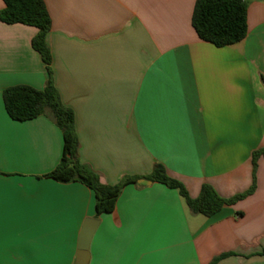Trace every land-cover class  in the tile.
Listing matches in <instances>:
<instances>
[{"label":"crops","instance_id":"crops-1","mask_svg":"<svg viewBox=\"0 0 264 264\" xmlns=\"http://www.w3.org/2000/svg\"><path fill=\"white\" fill-rule=\"evenodd\" d=\"M62 103L75 116L80 161L106 185L163 164L192 198L204 184L231 198L253 183L264 148V3L249 0L248 34L217 47L195 31L197 0H43ZM5 3L0 0V11ZM38 29L0 21V264H74L85 221L100 224L88 264H264V158L253 194L212 217L178 190L127 185L96 218L93 190L45 177L64 153L49 116L16 121L10 87L43 90Z\"/></svg>","mask_w":264,"mask_h":264},{"label":"trees","instance_id":"trees-1","mask_svg":"<svg viewBox=\"0 0 264 264\" xmlns=\"http://www.w3.org/2000/svg\"><path fill=\"white\" fill-rule=\"evenodd\" d=\"M5 8L0 11V21L5 24H23L38 29L32 46L46 64L48 80L43 90L29 86L10 87L4 91L6 112L16 121H26L45 115L51 117L64 136V153L58 166L45 177L61 183L78 182L94 191L96 197V218L115 211L116 203L123 189L136 184L141 179L164 184L176 189L184 198L193 214L212 217L226 205H234L253 194L256 188L255 174L258 161L264 158V148L256 150L252 156L254 183L252 187L231 198H224L210 184H204L197 198H192L186 186L172 178L163 164H157L148 176L127 177L119 184L106 185L100 176L79 158V141L75 130V116L66 107L53 80L52 55L47 44L48 33L52 29V19L43 0H3ZM249 0H197L192 24L200 39L217 47H225L246 38L248 34ZM231 254L217 257V264Z\"/></svg>","mask_w":264,"mask_h":264},{"label":"water","instance_id":"water-1","mask_svg":"<svg viewBox=\"0 0 264 264\" xmlns=\"http://www.w3.org/2000/svg\"><path fill=\"white\" fill-rule=\"evenodd\" d=\"M255 1L264 3V0H255ZM140 183H150V182H145L144 180H142L140 181ZM99 224L100 221L94 218H89L85 221L79 238L78 252L76 254V259L74 264L89 263L91 242L96 230L98 229Z\"/></svg>","mask_w":264,"mask_h":264}]
</instances>
